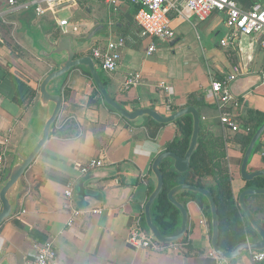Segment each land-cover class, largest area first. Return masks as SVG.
I'll return each mask as SVG.
<instances>
[{
	"label": "crops",
	"instance_id": "crops-1",
	"mask_svg": "<svg viewBox=\"0 0 264 264\" xmlns=\"http://www.w3.org/2000/svg\"><path fill=\"white\" fill-rule=\"evenodd\" d=\"M89 1H70L81 13L77 16L72 9L70 18L60 19L59 6L38 16L31 10L10 11L7 0H0V151L8 140L13 149L8 175L20 149L31 150L40 133V84L54 66L39 56L37 43H43L45 37L56 44L65 35L80 41L97 27L106 26L109 32L95 38L81 53L91 55V48L108 40H125L118 70L112 75L104 73L111 96L125 103L128 110L153 108L168 114L197 107L204 132L225 141L232 192L239 205L245 190L257 189L243 180L241 167L247 150L244 137L250 133L245 131L249 112L264 113L260 38L240 37L234 46L224 48L221 41L229 36V30L223 13L215 12L203 23L190 13L187 19L171 14L176 39L171 44L157 43V51L149 56L151 40L135 33L136 6L111 7L94 0L104 7L98 11ZM241 3L245 9L254 5L264 8V0ZM63 20L69 21L68 34L59 26ZM21 64L39 79L22 71L17 66ZM134 75L140 76L138 85L127 88ZM229 77L235 78L230 88L233 84L240 105L239 132L227 131L222 125V112L211 89L213 79ZM50 89L62 95L63 109L47 145L22 178L14 214L0 227V264L5 260L9 264H30L36 246L48 243L54 246L62 264H219L212 248V221L194 201L186 205L190 225L185 239L189 247L177 242L159 244V249L153 250L128 242L131 228L138 221L150 235L143 219L149 184L154 186L152 166L180 135L176 123L165 125L155 140L150 139L144 121H126L98 103L100 96L85 67L74 69ZM61 128L70 136L57 135L55 131ZM259 150L248 165L251 172L264 167ZM91 159H102L107 167L84 176L78 167ZM91 177L95 179L89 186H98L104 203L94 201L92 207L85 208L76 191L80 182ZM70 187L73 198L69 207L64 193ZM246 203L264 226V196L248 197ZM93 208L103 213L72 214L73 209ZM247 240L260 239L254 233ZM229 263L253 264L250 251Z\"/></svg>",
	"mask_w": 264,
	"mask_h": 264
},
{
	"label": "water",
	"instance_id": "water-1",
	"mask_svg": "<svg viewBox=\"0 0 264 264\" xmlns=\"http://www.w3.org/2000/svg\"><path fill=\"white\" fill-rule=\"evenodd\" d=\"M31 11L35 13L33 9ZM108 32V27L100 26L80 41L65 35L56 44L50 43L45 39V37L43 43H37L39 56L50 60L53 63L54 69L45 77V79L42 80L40 84L38 107L42 112L43 117L39 123V136L31 150H27L26 147H22L17 153L10 173L2 186L0 194L2 203V211L0 212V227L14 214V208L17 203L22 178L47 145L52 135L53 128L55 127L62 112L63 97L61 94L51 91L50 86L74 69L85 67L88 69L94 86L104 102L114 109L115 112L126 121L133 123L140 120L144 121V118H150L159 124L168 125L176 123L177 120L184 116H191L193 119L192 136L185 156L180 157L173 152L164 151L155 159L153 163L152 173L154 177V190L145 205V222L150 236L157 243L163 245L175 244L186 237V234L189 231L190 218L187 208L183 203L179 202L176 196L180 192H193L203 195L209 203L212 217V248L218 257L232 263L240 260L243 255L249 251H263L264 226L254 217L253 213L247 206L246 200L248 197L264 196V188L247 189L239 197V207L252 229L259 236L260 240L257 242L247 240L246 242L237 245L232 251H224L219 245L220 220L218 207L213 194L205 188L186 184L178 185L173 188L168 194V199L180 211L181 225L175 234L168 236L161 234L159 229L155 226L151 211L154 203L164 188V176L161 169L162 164L165 160H168L170 162L171 169L177 174H186L190 171L192 158L199 143L201 116L198 108L195 106L184 107L178 111L167 114L161 113L153 108L128 110L125 106H122L117 100H115L101 79L100 72L103 71L98 62L94 60L92 56L83 55V53H81L82 50L90 45L95 38L106 35ZM232 85L230 88L231 92L237 98L238 94L235 93ZM263 136L264 124L255 132L244 155L241 174L243 180L247 183H251L256 179L264 178V167L253 172L248 170V165ZM93 179H95V177H91L88 181L84 180L80 182L77 187L76 197L80 199L85 208L92 207L94 201L104 203V194L98 190V186H89L90 181ZM130 192V189H128L127 193L130 194ZM1 264H9V262L5 260Z\"/></svg>",
	"mask_w": 264,
	"mask_h": 264
},
{
	"label": "built area",
	"instance_id": "built-area-1",
	"mask_svg": "<svg viewBox=\"0 0 264 264\" xmlns=\"http://www.w3.org/2000/svg\"><path fill=\"white\" fill-rule=\"evenodd\" d=\"M72 0H7L10 11L34 10L40 16L47 11L53 12L58 6L69 3ZM102 3L119 7L123 4H130L138 8L135 14L136 36L144 40L150 39L151 44L148 55H153L157 51L158 44H171L176 39V32L172 27L171 14L178 18L187 19L190 13L198 21L203 23L215 13L225 15V23L229 30V36L221 41L224 48L234 46L240 37H259L261 49L264 52V8L261 5H254L251 9L242 6V0H99ZM2 18L0 14V19ZM63 29L69 27V21L63 20L59 23ZM67 31L64 34H68ZM158 43V44H157ZM125 47V40L122 38L108 40L106 44H98L91 48L90 56L94 58L105 74L112 75L118 68L121 61V51ZM140 76L134 75L127 83V88L137 86ZM234 77L227 79H213L211 89L216 98L219 109L222 112L221 123L227 131L239 132L241 123L239 122L238 111L240 109L238 99L230 91V83ZM163 87V86H162ZM262 147L259 154L264 159V136L260 140ZM13 154L10 142L7 140L0 151V194L2 186L8 177L9 161ZM107 167L102 159H91L87 164L78 167L80 173L87 176ZM65 197L73 198V188L65 191ZM2 203L0 199V212ZM102 209H73L75 217L89 214H101ZM130 245L145 248L159 249L157 243L141 227L138 221L131 228L128 239ZM250 260L253 264H264V250L250 251ZM30 264H62L57 251L52 244H41L36 246V256ZM219 264H230L227 260L219 257Z\"/></svg>",
	"mask_w": 264,
	"mask_h": 264
},
{
	"label": "trees",
	"instance_id": "trees-1",
	"mask_svg": "<svg viewBox=\"0 0 264 264\" xmlns=\"http://www.w3.org/2000/svg\"><path fill=\"white\" fill-rule=\"evenodd\" d=\"M17 66L22 71L26 72L31 78L37 79L35 73L25 67L24 64ZM88 74L91 77L89 72ZM100 75L103 83L107 87L108 80L105 78L104 73L100 72ZM96 93L98 96H100L97 89ZM33 95L35 94L33 93ZM117 101L122 106H125V103L122 101ZM98 103H104L111 111L115 112L114 109L104 102L101 96ZM143 124L148 130L149 138L152 140L157 138L160 130L165 126L155 122L150 118H144ZM263 124L264 113L259 111L249 112L248 118L246 120L245 131H249L250 133L249 136L244 137L247 148L255 132ZM176 125L178 126L180 135L167 146V151L173 152L180 157H184L189 148V143L192 136L193 119L191 116H184L176 121ZM64 130V128H61L56 130L55 133L59 136H70L65 133ZM260 147L261 141L257 146L256 151L259 150ZM161 169L164 176V188L154 203L151 211L153 222L161 234L164 236L173 235L178 231L179 226L181 225L180 211L169 201L168 194L173 188L182 184L205 188L213 194L219 213V245L222 250L232 251L237 245L246 242L248 236L255 233L252 227H249L248 220L242 213L237 201L233 196L231 176L227 163L225 141L222 139H215L214 137L207 135L204 132L202 125L198 147L192 158L190 171L186 174H177L171 169L170 162L168 160L163 162ZM248 185L249 187L264 188V178L256 179L255 181L248 183ZM153 190V184H149L150 195ZM176 197L179 202L185 205V207L190 201L196 202L201 207L206 216L212 221L209 203L203 195L193 192H180ZM143 223L144 227L148 229L145 219H143ZM179 242L189 247V244L185 238Z\"/></svg>",
	"mask_w": 264,
	"mask_h": 264
},
{
	"label": "rangeland",
	"instance_id": "rangeland-1",
	"mask_svg": "<svg viewBox=\"0 0 264 264\" xmlns=\"http://www.w3.org/2000/svg\"><path fill=\"white\" fill-rule=\"evenodd\" d=\"M90 5H92L94 8H96L98 11H102L104 10V7L102 5V3L100 2H96L94 0H90ZM72 9L73 11H75V13L77 14H80L81 13V10L78 6L76 5H72L71 2L70 3H67V4H64V5H61L59 6V8H57V13H58V18H64V17H67V18H70L71 17V14H72ZM77 17H75L74 19L76 20ZM81 24V22L79 23V25ZM71 26H72V23H71ZM63 33H66L69 29L68 27L66 28H63L61 29ZM104 73V72H103Z\"/></svg>",
	"mask_w": 264,
	"mask_h": 264
}]
</instances>
